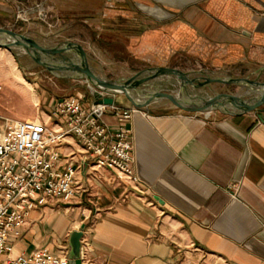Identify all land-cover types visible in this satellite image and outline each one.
Segmentation results:
<instances>
[{"label": "crops", "instance_id": "0c3cea01", "mask_svg": "<svg viewBox=\"0 0 264 264\" xmlns=\"http://www.w3.org/2000/svg\"><path fill=\"white\" fill-rule=\"evenodd\" d=\"M0 20V27L43 45L59 42L39 37L54 39L64 31L77 37L92 31L108 46L121 40L132 52L128 61L144 62V68L165 65L198 76L180 63L199 61L247 70L239 77L258 80L264 73V0H0ZM71 41L103 77L139 71L116 73L109 65L117 59L97 57L93 41L90 51ZM14 59L12 50L0 47V131L21 119L13 117V101L32 100L33 83ZM46 72L54 80H74ZM89 88L80 100L85 108L100 97ZM62 97L23 118L63 128L51 115ZM113 104L132 105L121 97ZM102 118L111 129L119 123L110 108ZM122 124L137 181L95 167L67 133L56 149L60 167L75 168L76 193L49 196L31 209L13 233L8 257L46 250L68 258L70 234L81 230L82 264H264V121L257 110L187 112L161 99L138 107Z\"/></svg>", "mask_w": 264, "mask_h": 264}, {"label": "built area", "instance_id": "2783aa9c", "mask_svg": "<svg viewBox=\"0 0 264 264\" xmlns=\"http://www.w3.org/2000/svg\"><path fill=\"white\" fill-rule=\"evenodd\" d=\"M107 108L119 121L114 129L102 118ZM137 110L133 105L97 102L85 108L77 96L69 95L59 99L51 111L64 125L61 129H49L32 119L7 123L0 131V264L67 263L66 257L46 250L8 257L13 233L25 223L31 209L44 204L47 197L75 195V168L60 167L56 149L67 133L81 143L95 167L112 168L118 179L136 182L129 130L122 123Z\"/></svg>", "mask_w": 264, "mask_h": 264}, {"label": "water", "instance_id": "95a60500", "mask_svg": "<svg viewBox=\"0 0 264 264\" xmlns=\"http://www.w3.org/2000/svg\"><path fill=\"white\" fill-rule=\"evenodd\" d=\"M0 47L14 53L22 51L55 76L85 79L98 92L100 97L97 103L112 104L123 95L133 106L143 107L166 99L187 112L217 110L227 115H237L257 110L264 121V108L261 107L264 104V81L248 77L210 76L201 70L195 71L198 76H190L188 72L165 65L150 66L128 77L110 79L95 71L86 52L77 42L65 40L54 45H43L24 33L4 27H0ZM175 77L176 93L168 88ZM211 82L234 83L249 90L246 93L223 92L212 95L198 90ZM188 85L192 90L187 88ZM80 237L81 230L70 234L71 250L66 264H82L79 257Z\"/></svg>", "mask_w": 264, "mask_h": 264}, {"label": "rangeland", "instance_id": "374dc122", "mask_svg": "<svg viewBox=\"0 0 264 264\" xmlns=\"http://www.w3.org/2000/svg\"><path fill=\"white\" fill-rule=\"evenodd\" d=\"M4 23V21L0 20V24ZM10 23V22H8ZM92 31L86 30L84 31L85 35H80L77 37L76 32L74 31H67L63 32L60 37H56L54 39L45 38L42 39V37H39V40H43L44 42L51 43L54 41L62 42L65 40L71 41L72 36L73 38H76L80 40V42L83 43L85 49L90 51V47L88 45V42L91 40L94 42L95 46L92 48L93 52L97 57L100 58H109V59H117L115 64L112 66L109 65L110 68H113L116 70V73H122V74H133L135 71L143 69L146 66V63L140 62L136 64H132L128 61V59L133 58L131 50H129L128 46L122 45V41L119 40L118 42H115L112 45H104V39H102V36L100 38L94 37ZM71 36V37H70ZM91 54V52H89ZM92 55V54H91ZM15 62H17L18 66L21 68V71L25 78L27 80H31L33 83L34 89L32 94V100H28L27 102L24 100L21 102H14L13 101V117L24 119L23 117H26L28 115H38L41 113V110L43 106H45V103H47L51 97H58V96H66V95H72L77 96L81 101H84V96L89 92V83L85 79H74V80H54L51 78H48V72L44 70V68L36 64L27 54H23L20 51H15ZM126 63L133 66H126ZM175 64V62H172ZM170 64V63H169ZM180 66L184 68V70H187L189 72H192V70H201L204 73L209 74L210 76H221V77H239V74H243L246 71H236L234 68H216L211 67L207 64H204L203 62L199 61H193L191 63H180ZM191 75H194V73H189ZM251 76H255L253 73ZM251 78V77H250ZM116 79V78H112ZM173 79V78H171ZM175 79H173V82H170L168 84L169 90L176 93L175 89ZM264 81V73L263 75L258 79ZM189 86V85H188ZM188 89L192 90L191 87H187ZM199 91L203 93H207L209 95L215 94V93H246L248 92V88L237 85L234 83H221V82H211L201 88L198 89ZM249 96V95H246ZM122 101L125 102L128 100L121 95L120 96ZM165 101L167 106H172V103L166 99H162ZM84 105V104H83ZM264 106L261 105V107Z\"/></svg>", "mask_w": 264, "mask_h": 264}, {"label": "flooded vegetation", "instance_id": "af4514ba", "mask_svg": "<svg viewBox=\"0 0 264 264\" xmlns=\"http://www.w3.org/2000/svg\"><path fill=\"white\" fill-rule=\"evenodd\" d=\"M264 108V106H262Z\"/></svg>", "mask_w": 264, "mask_h": 264}]
</instances>
